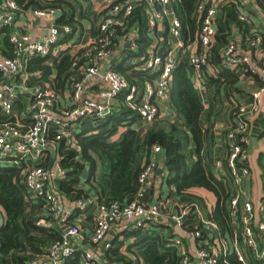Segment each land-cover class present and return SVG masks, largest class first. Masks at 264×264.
Instances as JSON below:
<instances>
[{
  "label": "built area",
  "instance_id": "built-area-1",
  "mask_svg": "<svg viewBox=\"0 0 264 264\" xmlns=\"http://www.w3.org/2000/svg\"><path fill=\"white\" fill-rule=\"evenodd\" d=\"M40 1L38 7L29 10V0H0V37H7L12 47V55L0 48V159L21 167L29 200L32 202L36 198L44 203L45 213L37 216V224L48 228L55 227L56 223L62 226L59 227V238L46 248L44 258L33 260L31 264H66L79 249L81 264H123L112 262L107 256L109 249L122 246L123 238L106 243L108 234L117 224L143 232L155 230L168 238L169 246L177 250L179 264H229L227 256L232 254L242 264H249L242 243L264 264V176L257 199L247 189V182L252 178L247 148L250 120L264 108V11L261 0H199L196 17L199 28L195 37L187 40L183 23L173 7L179 0H107L97 34L76 53L72 63L75 73L70 78L69 93L74 104L60 111L59 92L49 84L28 83L38 76V72L28 70V65L30 59L38 56L58 57L62 51L61 40L73 30L70 25L57 22L62 13L56 5L59 0ZM226 5L234 7L243 26L235 29L231 41L221 50V62L236 73L242 69V73L253 80L255 75L263 80V85L253 92L251 101L239 105L235 126L223 130L221 141L226 145V154L215 159L217 173L224 174L227 165L237 188L228 203L234 235L223 232L212 218L215 203L201 195L205 205L187 195L178 196L167 184L163 170L160 176L167 191L163 189L157 200L151 198L162 152L161 146L156 144L140 174L139 188L130 201L101 203L90 196L74 200L79 213H85L88 207L97 203L90 241L83 245L86 235L79 219L68 223L74 210L67 208L65 196L59 192L58 181L65 178L66 171L60 164L58 142L64 141L70 149L78 150V128L85 127L89 120L104 121L125 89H128L126 104L139 113L143 121L157 124L161 107L167 104L178 51L187 54V71L204 101V77L206 71L212 69L209 61L216 42L219 15ZM139 7L144 11L147 31L153 39L160 24L166 22L169 25L170 48L164 56L160 54L164 47L162 43L150 47L147 53L138 54V28L119 36L118 30L123 31L129 25ZM23 11H32L44 20L47 35L43 40L32 38L29 32L12 30ZM75 42L76 37L72 36L69 43ZM118 50H122L121 60L132 70L158 72V75L144 83H130L112 65ZM212 71L218 75L216 70ZM94 78L99 79L104 88L97 96L86 97L85 87ZM24 94H31V98L25 111L18 114V102ZM191 212L195 216L193 226L189 217ZM4 221L5 216L0 212V226ZM121 250L123 255L126 254L124 247Z\"/></svg>",
  "mask_w": 264,
  "mask_h": 264
},
{
  "label": "trees",
  "instance_id": "trees-1",
  "mask_svg": "<svg viewBox=\"0 0 264 264\" xmlns=\"http://www.w3.org/2000/svg\"><path fill=\"white\" fill-rule=\"evenodd\" d=\"M198 1L179 0L173 5L183 23L186 40L188 37L193 39L199 28L196 23ZM260 4L264 11V0ZM56 5L62 9L60 22L70 25L73 33L78 31V26L82 27L84 20H88L93 25V36L97 34L95 23L101 14L95 9L93 0H59ZM129 25L123 31L118 30L119 36L138 27V54L147 53L154 45V39L148 34L141 7L135 9ZM242 26L234 7L226 5L221 9L216 42L209 61L218 75H214L212 69L206 71V103L187 71V54L178 51L167 96V107L175 118L169 117L172 121L169 120L167 126L153 125L139 135L133 126L142 117L126 104L128 89H125L101 126L94 130H88L86 126L78 128V150H72L64 141H59L57 152L60 164L66 171L65 178L59 183L60 194L74 200L87 197L88 193L81 188L82 175L87 168L86 182L99 202L130 201L139 188V177L149 162L152 147L158 144L162 148L160 154L163 156L162 166L167 184L174 188L178 196L187 195L201 205H205L204 198L191 193V190L206 189L213 193L216 202L212 218L223 232L234 235L228 203L237 193V188L227 165L224 174L216 171L215 159L220 151L217 147L216 125L222 120L231 123L230 128H233L239 105L244 100L251 101L253 92L263 85L259 75L254 76L253 85H240L238 73L221 62V50L231 41L235 29ZM66 40L62 39L63 42ZM262 43L264 46V34ZM169 48L170 45L166 43L160 54L164 56ZM70 50H62L56 59L48 56L30 59L28 70L38 72V76L28 83L41 86L49 84L57 92L63 89L75 73L72 63L77 54H72ZM114 68L130 83H144L146 79H154L158 75V72L132 70L125 63L114 65ZM54 70L58 72L55 78L52 76ZM237 141L241 142L240 139ZM22 178L21 167L8 162L0 163V212L5 216L0 226V264H31L33 260L44 258L46 248L59 238V225L48 228L37 224L33 208L28 204L30 195ZM189 217L193 226L195 216L191 212ZM124 232L121 247H124L126 254H122L121 247H112L107 252L112 262L179 264L176 248L169 246L170 240L157 234V231L125 228ZM134 237H137L136 242L131 239ZM126 238L132 242H127ZM241 246L249 264H263L248 247L243 243ZM227 260L229 264H242L233 254L228 255ZM66 264H81V254L76 252Z\"/></svg>",
  "mask_w": 264,
  "mask_h": 264
},
{
  "label": "crops",
  "instance_id": "crops-1",
  "mask_svg": "<svg viewBox=\"0 0 264 264\" xmlns=\"http://www.w3.org/2000/svg\"><path fill=\"white\" fill-rule=\"evenodd\" d=\"M20 2H24L26 0H19ZM94 1V7L98 11V13L101 14V18L95 23L96 30L98 29V23L101 21L103 17V12L105 11V3L107 0H93ZM41 4L40 0H29L28 2V9L33 10L36 7H38ZM62 17V13L59 14L58 21L59 24H61L60 19ZM50 18V17H49ZM82 27L78 26L79 29L77 32L72 33L69 36L63 37L67 38L66 41L61 40V47L62 50L65 49H71V53L75 54L78 51L81 50V48L89 43L90 39L93 37V25L90 21L84 20L82 23ZM81 27V28H80ZM264 27V24H263ZM136 27L135 29H137ZM12 30L18 31V32H29L32 35V38L34 39H41L47 35V25L45 24L44 20L41 18H37L35 15L32 14V11H23L20 12L18 15L17 20L15 21V24L12 26ZM82 31V33H81ZM164 35H167L164 38ZM72 36L76 37V42L71 44L69 43L70 39ZM0 48L7 54L12 53V47L7 39V37L1 38L0 37ZM169 45L170 41V34H169V25L165 22L162 23L158 26L156 36L154 39V46L161 45V43L165 46L166 43ZM121 52L122 50H118L115 52L113 56V66L117 64L124 63L123 60H121ZM49 58L52 57L48 56ZM56 59V57H52ZM239 73V84L240 85H253L255 83V80H253L249 75L243 74L242 69L237 70ZM58 72L54 70L53 73V78L57 76ZM69 83L64 84V88L59 89L60 93V101L58 105V111H60L61 108H66L70 107L74 104L73 98L69 93ZM104 88V84L99 81V79L94 78L89 81V83L86 85L85 90H84V96L86 97H95L98 95L101 89ZM31 98V94H24L21 98V101L18 102V109H16L17 113L20 114L25 111L27 108L28 104ZM205 98V103L208 101L206 93L204 94ZM203 100V99H202ZM245 101V100H244ZM243 101V102H244ZM175 118V116L171 113L170 108L167 107V104L162 105L161 107V117L157 124H150L147 123L143 120L139 121L136 123L133 127L138 131L139 135H142L148 128L152 127L153 125H160V126H167L168 121L171 120L170 118ZM172 121V120H171ZM219 128H216V137H217V143L220 151L218 153V157H222L223 155L226 154V145L221 141V138L223 137V130L226 128L229 129L231 123H227L225 121H218ZM248 152H249V157H250V168L252 171V178L250 181L247 182V189L248 192H251V196L257 199L261 193V188H262V182H263V176H264V108L262 111L255 115L251 120H250V143L248 144ZM263 157L261 158V156ZM216 156V157H217ZM162 154H159V168L157 169V174H156V179L154 186V194H151V198L153 200H157L159 197V194L162 192L163 189L167 191V186H163V178L160 176L161 171L164 170L163 168V159H162ZM261 158V159H260ZM87 173L88 170L87 168L84 170L83 175H82V180H81V188H83L87 193L88 196L94 197L96 200L97 197L94 194L92 188L88 185L86 182L87 179ZM61 182V180L58 181V185ZM163 183V184H162ZM203 189H193L191 190V193L194 194H199L201 196L207 197L205 194L202 193ZM65 203L67 208L74 210V215L68 220V223H71L70 221L73 222V220L79 219V224L82 229V231L86 235V240L84 241L83 245H88L92 233V227L95 222V208L97 206V203H95L93 206L88 207L87 211L85 213H79L78 210L75 208V202L74 199L70 196H65ZM208 200H210L207 197ZM28 204L30 205L31 208H33V214L37 217L40 214L45 213V207L44 203L41 202L40 199L33 198V201L28 200ZM81 214V215H80ZM67 223V224H68ZM58 227H62L59 223H56ZM123 231L125 230L122 225L117 224L114 225L110 233L108 234V237L106 238V243L113 240L115 243L118 239H122L123 236L121 234V229ZM119 229V230H118ZM97 251H101L100 248H97ZM77 252H79L82 255L81 249H79ZM82 257V256H81ZM91 264H99L96 262H92Z\"/></svg>",
  "mask_w": 264,
  "mask_h": 264
},
{
  "label": "rangeland",
  "instance_id": "rangeland-1",
  "mask_svg": "<svg viewBox=\"0 0 264 264\" xmlns=\"http://www.w3.org/2000/svg\"><path fill=\"white\" fill-rule=\"evenodd\" d=\"M128 57V55H126V58ZM103 124V120H97V121H95V120H89L88 122H87V124L85 125L86 126V128L87 129H92V130H94V129H96V128H98L99 126H101ZM6 159H0V163H4V162H7V161H5ZM202 193L203 194H205L209 199H210V201L211 202H213V203H215L216 202V197H215V195L213 194V193H211L209 190H202ZM119 229H121L120 227H118ZM118 229V230H119ZM122 230V229H121ZM123 233H125L123 230L121 231V234H122V236H123ZM139 238V237H138ZM127 239V238H126ZM132 240H134L135 242H136V240H137V237H134V238H131ZM131 239L129 238V239H127L128 240V242H132L131 241ZM123 240H124V237H123Z\"/></svg>",
  "mask_w": 264,
  "mask_h": 264
},
{
  "label": "water",
  "instance_id": "water-1",
  "mask_svg": "<svg viewBox=\"0 0 264 264\" xmlns=\"http://www.w3.org/2000/svg\"><path fill=\"white\" fill-rule=\"evenodd\" d=\"M49 18V17H48Z\"/></svg>",
  "mask_w": 264,
  "mask_h": 264
}]
</instances>
